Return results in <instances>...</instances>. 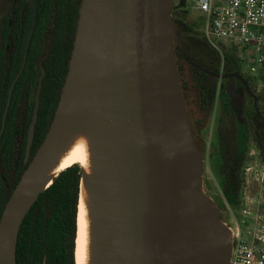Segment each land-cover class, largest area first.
<instances>
[{"label":"water","instance_id":"1","mask_svg":"<svg viewBox=\"0 0 264 264\" xmlns=\"http://www.w3.org/2000/svg\"><path fill=\"white\" fill-rule=\"evenodd\" d=\"M175 3L81 0L60 100L30 161L45 77L41 69L27 168L0 220V264H17L25 218L65 171L56 173L80 139L89 150L88 170L79 165L88 264H231L235 216L228 209L230 219H224L218 187L214 193L205 187L206 160L177 69L175 47L183 44ZM178 4L184 7L185 0ZM11 95L12 90L3 122Z\"/></svg>","mask_w":264,"mask_h":264},{"label":"trees","instance_id":"2","mask_svg":"<svg viewBox=\"0 0 264 264\" xmlns=\"http://www.w3.org/2000/svg\"><path fill=\"white\" fill-rule=\"evenodd\" d=\"M65 2L68 4L72 40L75 36L81 0H74L73 3L71 0H63L61 12L66 11L67 4ZM176 24L181 41L188 46L191 53L200 50V45L190 42L192 39L186 31V25L183 23L184 26H180L177 21ZM34 40H37L36 36ZM72 50L71 44L64 56L65 50L57 44L46 52H42L45 53L42 66L46 75L43 80L39 118L30 161L45 140L52 124L68 72V68L65 65L62 67V64L66 60H70ZM226 51L225 58L228 67L240 70L242 62L237 57L236 47L230 46ZM18 53H21V62L22 50ZM42 53L35 48H30L26 69L13 91L11 105L6 116L5 129L0 140V220L8 200L27 168V165L24 164V157L35 102L33 99L29 105L27 103L26 108H22L21 102L26 90L29 95H32L37 89L38 79L33 70L37 71L38 77L40 70L35 69V66L37 67V58ZM175 54L182 93L193 124L195 138L201 147L204 158L208 152V163L216 179L220 197L225 204L223 211L224 219L227 220L230 219L228 209L233 213H238L243 205L246 185L245 171L250 162L245 132L241 126H237L235 122H227L229 121L227 119L222 124H218L212 147L207 151L203 132L211 121L212 108L205 110L197 100L195 101L199 94L195 89L193 103L201 111L202 117L195 116V110L189 103L190 88L185 86L183 80V64H186V61L179 44H176ZM7 61L8 52L5 49H0V130L3 126V116L12 80L17 72L15 71L12 75ZM259 79L261 81V76ZM261 98L264 101V95H261ZM260 129V133L255 136L254 140H256L259 150L260 162L264 164V130L261 127ZM80 181L81 168L76 164L63 171L55 182L41 194L21 227L17 246V264H76Z\"/></svg>","mask_w":264,"mask_h":264},{"label":"flooded vegetation","instance_id":"3","mask_svg":"<svg viewBox=\"0 0 264 264\" xmlns=\"http://www.w3.org/2000/svg\"><path fill=\"white\" fill-rule=\"evenodd\" d=\"M73 1L71 0V3ZM62 2L63 0H0V49H5L8 52L7 65L12 75L17 71L9 91L10 96L12 90L9 107L13 91L26 69L30 48H35V50L42 53L58 44L61 49L65 50L64 56H66L70 45L74 46L76 31L74 39L71 40L68 1L65 2L67 4L66 11L64 10L63 12H61V8L63 7ZM191 11L192 9L187 2H185L184 7L179 6L177 2L173 9L174 18L179 25L181 26L183 23L186 25V31L192 39L190 42L197 43L201 47L200 50L191 53L185 43L182 42L183 46L177 43L181 46L186 61V64H183V80L185 86L190 88L191 97L189 103L192 104L195 110H193L194 114L195 116L202 117L201 111L193 103L196 89L199 94L195 98V101L197 100L202 108L205 110L212 108V116L217 108L220 109V118L216 121L215 130L217 131L219 123L222 124L227 119H229L227 122H235L245 132L249 156L257 154L259 158V150L254 138L260 133V127L264 130V101L261 98V95H264V92L261 90L262 81H260L258 74L256 75L251 71L250 59L244 49L236 47L237 57L242 62L241 69L229 68L225 58L227 51L223 52L222 48L228 49L230 46H223L221 43L217 45L210 43L205 37L206 24H204L203 31L199 30L197 26L188 25L186 18L188 14H191ZM201 15L198 14L197 17L201 19ZM35 36L37 40H34ZM21 50L23 55L20 62L21 53L17 54V52H21ZM44 57L45 53H42L37 58V67L35 66V69L38 68L40 70L38 77L37 71L33 70L38 79L37 89L32 95H29L27 90L23 93L22 108H26L27 103L29 105L33 99L36 104L39 79L42 74L41 69L44 68L42 66ZM69 61L66 60L62 64V67L65 65L69 68ZM253 81L255 83L258 81L259 85H254ZM3 123L0 130V140L5 129V122ZM251 143H253L255 148L253 150L255 151L251 150ZM260 164L264 165L261 162ZM243 197L245 199V192Z\"/></svg>","mask_w":264,"mask_h":264},{"label":"built area","instance_id":"4","mask_svg":"<svg viewBox=\"0 0 264 264\" xmlns=\"http://www.w3.org/2000/svg\"><path fill=\"white\" fill-rule=\"evenodd\" d=\"M180 0H178L179 3ZM204 16L207 40L217 45L244 49L250 68L261 76L264 92V0H185ZM260 164V163H258ZM245 175L254 177L260 187V208L255 227L248 236L236 222V240L231 264H264V165L248 166ZM248 183V181H247ZM246 214H249L245 211Z\"/></svg>","mask_w":264,"mask_h":264},{"label":"rangeland","instance_id":"5","mask_svg":"<svg viewBox=\"0 0 264 264\" xmlns=\"http://www.w3.org/2000/svg\"><path fill=\"white\" fill-rule=\"evenodd\" d=\"M176 2H178V0H176ZM200 14L196 11H191V14H188L187 15V18H186V22L188 23V25H191V26H197L199 28V30L203 31V28H204V16H202L201 14V19L197 17V15ZM229 48V47H228ZM227 49L226 48H222V51L225 52ZM240 55V54H239ZM254 85L257 84L259 85V82L257 81V83H255L253 81ZM220 118V109L217 108L216 112L214 113V115L212 116V119L210 121V123L207 125V127L205 128V131L203 132L204 133V137L203 139L206 140V146H207V151L208 149H210L212 147V143H213V139H214V136H215V126H216V121L217 119ZM250 148L251 150L255 149L254 146H253V143L250 144ZM255 151V150H253ZM205 173H204V181L206 182L205 184V187L206 189H209L207 191H210L211 189V192L214 191V189L217 188V183H216V179L214 177V174L212 173L211 169H210V166H209V163H208V152H206L205 154ZM250 162L248 163V166H255L256 168H259V165L258 163H260L259 161V158H258V155H252L250 156ZM247 166V167H248ZM245 180H246V185L245 187L250 184V185H253L251 186L249 189H248V198L249 199H244L243 197V205L241 207V210L237 213H233V215L235 216L234 217V220L232 221L233 222V225L235 226L236 222H240V229L241 231L243 232V235L244 236H248V239L250 240L249 236H250V232H252L253 228L255 227V221H254V217L253 215L257 214V211H259V204H260V198H261V195H260V187L258 185V183L255 181L254 177L250 175V178L249 176L245 175ZM248 181V183H247ZM259 190V191H258ZM244 192H245V189H244ZM214 193V192H213ZM220 193H218V197H220L219 195ZM215 196L216 193H215ZM221 198V197H220ZM251 203H250V202ZM245 211L249 214H246Z\"/></svg>","mask_w":264,"mask_h":264},{"label":"bare ground","instance_id":"6","mask_svg":"<svg viewBox=\"0 0 264 264\" xmlns=\"http://www.w3.org/2000/svg\"><path fill=\"white\" fill-rule=\"evenodd\" d=\"M80 165L85 170L89 168V150L87 142L83 139L77 140L68 149L66 154L61 159L56 173L66 170L74 165ZM88 219L87 210L83 200L80 202L78 214V235L76 241V264H88Z\"/></svg>","mask_w":264,"mask_h":264},{"label":"crops","instance_id":"7","mask_svg":"<svg viewBox=\"0 0 264 264\" xmlns=\"http://www.w3.org/2000/svg\"><path fill=\"white\" fill-rule=\"evenodd\" d=\"M251 186H253V185L248 184V185L245 187V199H249L247 193H248V189H249ZM258 191H259V190H258ZM249 202H250V201H249ZM250 203H251V202H250ZM259 206H260V204H259ZM258 214H259V211H257V214L253 215V216H255V217H254V221H255V222H256V217L258 216Z\"/></svg>","mask_w":264,"mask_h":264}]
</instances>
